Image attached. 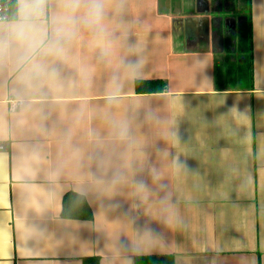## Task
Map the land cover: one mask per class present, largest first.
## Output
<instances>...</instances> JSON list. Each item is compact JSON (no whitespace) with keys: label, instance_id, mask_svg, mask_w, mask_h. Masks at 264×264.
Instances as JSON below:
<instances>
[{"label":"crops","instance_id":"crops-1","mask_svg":"<svg viewBox=\"0 0 264 264\" xmlns=\"http://www.w3.org/2000/svg\"><path fill=\"white\" fill-rule=\"evenodd\" d=\"M217 2L105 0L55 88L26 94L0 68V264H264V0L251 88L217 85L224 19L245 16ZM139 79L166 88L139 93ZM69 191L92 219L62 216Z\"/></svg>","mask_w":264,"mask_h":264},{"label":"clouds","instance_id":"clouds-1","mask_svg":"<svg viewBox=\"0 0 264 264\" xmlns=\"http://www.w3.org/2000/svg\"><path fill=\"white\" fill-rule=\"evenodd\" d=\"M56 10H52L53 4ZM105 0H15L0 16V68L8 67L28 93L55 88L56 61H66L68 45L81 26H101Z\"/></svg>","mask_w":264,"mask_h":264},{"label":"trees","instance_id":"trees-1","mask_svg":"<svg viewBox=\"0 0 264 264\" xmlns=\"http://www.w3.org/2000/svg\"><path fill=\"white\" fill-rule=\"evenodd\" d=\"M217 1L216 8L219 10L224 6L230 9L235 8V3L239 4L238 11L246 16L227 36V54L224 58L217 59L215 64L217 85L219 88H226L231 80H235L245 88H251L254 86L252 2L251 0ZM236 52H238V56H236ZM233 58L236 59L237 64H233ZM165 88L166 81L162 79H139L136 81V90L139 93L159 92L164 91ZM62 216L65 218L92 219L93 210L83 194L69 191L63 199ZM84 264H100V257H86ZM136 264H175V259L171 254L137 255Z\"/></svg>","mask_w":264,"mask_h":264},{"label":"built area","instance_id":"built-area-1","mask_svg":"<svg viewBox=\"0 0 264 264\" xmlns=\"http://www.w3.org/2000/svg\"><path fill=\"white\" fill-rule=\"evenodd\" d=\"M14 0H0V16L8 15L13 8Z\"/></svg>","mask_w":264,"mask_h":264},{"label":"water","instance_id":"water-1","mask_svg":"<svg viewBox=\"0 0 264 264\" xmlns=\"http://www.w3.org/2000/svg\"><path fill=\"white\" fill-rule=\"evenodd\" d=\"M228 18H231L232 19V21L233 20H235V17L234 16H229V17H226L225 19H224V22H225V24L227 25V27L228 28H225L226 30H227V33H226V38H227V36L229 35V33L233 30V29H235L236 28V24H235V21H234V23L232 24V26L230 25V24H227L228 22H227V19ZM244 19L245 18V16H241V19ZM241 19H239V22L238 23H240L241 22ZM226 40V39H225ZM235 42H236V40H235Z\"/></svg>","mask_w":264,"mask_h":264},{"label":"rangeland","instance_id":"rangeland-1","mask_svg":"<svg viewBox=\"0 0 264 264\" xmlns=\"http://www.w3.org/2000/svg\"><path fill=\"white\" fill-rule=\"evenodd\" d=\"M222 14H223V15H227L225 11H224ZM225 32H226V29H225V31H224V33H223V37H224V36L226 37V33H225Z\"/></svg>","mask_w":264,"mask_h":264}]
</instances>
